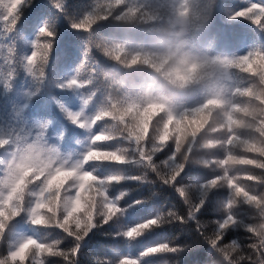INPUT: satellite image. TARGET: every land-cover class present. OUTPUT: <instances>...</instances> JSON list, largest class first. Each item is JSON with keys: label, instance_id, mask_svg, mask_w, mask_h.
Instances as JSON below:
<instances>
[{"label": "trees", "instance_id": "1", "mask_svg": "<svg viewBox=\"0 0 264 264\" xmlns=\"http://www.w3.org/2000/svg\"><path fill=\"white\" fill-rule=\"evenodd\" d=\"M108 2L26 0L14 27L4 21L6 11L0 9V140L9 141L0 148V179L4 178L7 166L21 163L24 149L34 144L42 146V159L56 162L54 167L61 163L68 167L82 164L93 147V136L111 133L116 124L104 120L94 127H80L71 117L79 116L81 123L91 122L114 103L131 99L146 85L157 82L148 67L129 68L107 52L117 46L132 53L153 50L161 27L158 21L170 17L179 0H125L124 5L115 9L108 19L96 22L90 31L73 27L93 13L98 4ZM254 4L264 5V0H192L193 44L236 62L251 54L264 53V23L257 25L238 17L240 11ZM132 7L138 8L141 14L133 19H121ZM44 27L54 34V39L41 36ZM37 42L50 43L51 50L46 63L30 70L28 59L36 51ZM249 68L259 71L255 64ZM224 79L233 89L229 96L230 108L232 105L264 107L260 101L235 94L237 89L264 87L258 75L235 69ZM72 80H78L80 86L69 88L68 82ZM207 98L205 89L196 87L180 94L177 104L183 113L200 107ZM175 127V124L170 126L173 138ZM151 129L150 125V136ZM228 135L215 131L212 126L201 133L189 145V153L180 154L175 161L184 167L174 184L162 182L156 171L141 163H88L84 170L97 177L122 179L120 183L110 184L107 192L111 199L118 200L124 211L107 223L101 220L83 241H77L56 226L31 224L28 210L34 205L33 194L39 191V185L31 186L25 198V212L8 225L4 241L0 243V261L6 262L23 240L32 238L54 246L60 255L43 253L33 257L29 254L24 264H123L125 259L136 264L264 262V248L259 247L255 233L256 225L264 223V216L255 206L236 197L227 183L211 186L213 181L225 176V170L213 161L223 160L229 153L244 155L240 148H229L223 143L215 148L205 146L208 142L226 141ZM237 135L245 140L258 139L255 130L249 128L239 130ZM96 147L133 148L122 139ZM174 153L175 146L170 139L164 150L156 154L155 167L165 164ZM130 155L135 157L134 148ZM246 155L264 160L257 153ZM172 172L171 166L163 170L169 178ZM227 175L257 177V182L241 180V183L251 194L264 199V169L235 166ZM69 183L71 180L61 189L62 198ZM93 195L94 192L86 190L82 199ZM96 199L100 197L97 195ZM194 209L198 211L193 214ZM174 215L183 217L184 222L174 219ZM229 217H234L236 222L223 230ZM160 218L163 223L139 238H126L129 229ZM70 226L74 228V222ZM221 235L219 244L237 250L231 256L220 252L213 243V238ZM157 248L166 250L153 251Z\"/></svg>", "mask_w": 264, "mask_h": 264}, {"label": "snow or ice", "instance_id": "2", "mask_svg": "<svg viewBox=\"0 0 264 264\" xmlns=\"http://www.w3.org/2000/svg\"><path fill=\"white\" fill-rule=\"evenodd\" d=\"M26 0H0V9L6 11L4 21L14 27L19 19V10ZM125 0H110L103 5L98 4L93 13L85 16L79 24L73 25L77 30L90 31L94 24L99 20L108 19L109 15L117 8L124 5ZM253 9V11H249ZM141 14L138 8H128L122 15L121 19H133ZM238 17L247 18L253 23L259 25L264 22V5L254 4L251 7L240 11ZM41 36L49 40L54 39V34L47 27L41 29ZM36 51L28 59L30 70L35 69L38 65L47 62L48 53L51 50L50 43L37 42L35 45ZM107 54L116 62L122 63L125 66L132 64L140 59L138 54H129L125 47L117 46L110 49ZM250 64L259 66V71H254L249 68ZM264 65V53H256L245 56L236 62L237 69L245 73L258 75L261 82H264V71H261V66ZM246 70V71H245ZM41 75L43 72L41 71ZM69 88L80 86L78 80L68 82ZM236 94L239 96L250 98L254 101H260L264 105V87L259 89L245 88L237 89ZM135 107V102L125 100L114 103L111 109L102 112L93 121L81 123L79 116H72L73 122L80 127H94L95 124L104 120L115 122L116 127L111 133H97L92 138L93 147L86 153L82 164L75 167H68L64 164L58 166L55 161L49 160L48 163L40 161V154L43 148L40 144H34L24 149L22 162L16 164L13 162L7 166L4 178L0 179V243H3L8 225L17 217L25 212L24 204L28 190L33 185H39V191L34 193V205L28 210L30 222L33 226H56L63 230L68 235L74 237L77 241H83L84 238L92 231L94 227H98L100 221L104 223L111 221L114 217L122 214L124 211L119 207L118 200H113L109 197L107 189L110 184L120 183V177L100 178L85 171L84 168L88 163H116L129 164L141 163L149 169L156 171L159 178L164 183L174 184L176 179L183 171L184 164L175 163L179 159L180 154L189 153V145L203 132H205L212 122L201 126L205 114L209 111L204 106L185 111L179 117H174L175 138L169 128V135L165 136L163 143L160 141V129L152 128L151 136L149 130L141 132L139 124L133 125L129 122L131 110ZM173 124V125H174ZM217 132L229 133L227 140L222 142H208L206 147L215 148L218 143L226 144L229 148L235 146L242 150L244 155H234L229 153L223 160L213 161L219 167L225 170V176L221 179L212 182V187H216L220 182L227 183L232 189L235 196L245 200L250 205L255 206L262 216H264V199H261L243 187L241 180L257 182L258 178L245 175L242 177H230L227 172L235 166H255L264 169V160L250 158L246 154L257 153L260 157H264V107H241L232 105L224 113V120L221 124L212 126ZM254 129L258 134L256 140L242 139L237 132L241 129ZM154 133H156L154 135ZM115 139H122L133 146L135 157H131L133 148L123 150H108L105 148L96 147V145L107 144ZM175 146V153L165 164L155 167V156L162 152L169 140ZM9 141L0 140V148L7 145ZM166 166H171L173 172L169 178L163 174ZM140 179V178H135ZM71 180L68 188L64 190V196L61 197V189L63 185ZM94 192L95 195L89 199H82V194ZM100 199L97 200L96 196ZM139 203V202H137ZM231 207V205L229 206ZM198 209L193 210V214ZM77 213L82 215L77 216ZM174 219L179 222H184V218L175 216ZM74 222L75 227L70 224ZM235 218L229 217L223 224V230L228 229L234 224ZM163 223V218L145 222L137 225L126 232V238H139L145 231L151 230L154 226H159ZM255 233L259 237L260 248H264V223H260L255 227ZM222 235L213 238V243L217 249L231 256L237 250L235 247L226 248L219 244ZM166 249H153L159 252ZM47 253L50 256L60 255L54 246L43 244L38 240L28 238L23 240L14 251H12L6 262L0 261V264H24L29 254L33 257ZM243 259V257H241ZM123 264H136L135 261L125 259ZM264 264V262H257Z\"/></svg>", "mask_w": 264, "mask_h": 264}, {"label": "clouds", "instance_id": "3", "mask_svg": "<svg viewBox=\"0 0 264 264\" xmlns=\"http://www.w3.org/2000/svg\"><path fill=\"white\" fill-rule=\"evenodd\" d=\"M193 14L192 0H179L171 16L158 21L161 27L156 33L155 48L136 53L128 51L129 54H138L140 59L127 67L146 66L157 78V82L146 85L130 99L135 102V107L131 110L129 122L139 124L141 132L149 130L150 125L159 128L161 143L169 135V128L174 124L173 118L182 113L177 104L180 94L196 87L208 93L202 106L209 111L201 126L209 121L212 126L221 124L224 113L230 108L229 96L233 89L224 77L237 69L236 61L205 52L193 44ZM261 71H264V65ZM40 161L49 162L41 157Z\"/></svg>", "mask_w": 264, "mask_h": 264}]
</instances>
